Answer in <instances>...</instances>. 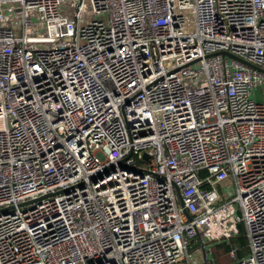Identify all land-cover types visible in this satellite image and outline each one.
I'll list each match as a JSON object with an SVG mask.
<instances>
[{"label": "built area", "instance_id": "2783aa9c", "mask_svg": "<svg viewBox=\"0 0 264 264\" xmlns=\"http://www.w3.org/2000/svg\"><path fill=\"white\" fill-rule=\"evenodd\" d=\"M256 88L264 0H0V264H264Z\"/></svg>", "mask_w": 264, "mask_h": 264}, {"label": "rangeland", "instance_id": "374dc122", "mask_svg": "<svg viewBox=\"0 0 264 264\" xmlns=\"http://www.w3.org/2000/svg\"><path fill=\"white\" fill-rule=\"evenodd\" d=\"M240 232L244 233L243 223L240 224ZM236 237L237 235L232 236L229 239H224L221 241H214L206 245L205 257L208 261V264H228L232 262L234 258L230 256L229 252L232 248L234 247L237 248L238 246L236 244H238L239 242ZM246 252H247V248H244V247L243 249L237 248V251L235 253V258H238L239 256L244 255Z\"/></svg>", "mask_w": 264, "mask_h": 264}, {"label": "trees", "instance_id": "16d2710c", "mask_svg": "<svg viewBox=\"0 0 264 264\" xmlns=\"http://www.w3.org/2000/svg\"><path fill=\"white\" fill-rule=\"evenodd\" d=\"M237 239H238V244H236V245H238L237 246V248L238 249H243V247L244 248H247V239H246V237L243 235V233H239V235H237V237H236ZM236 251H237V249H236ZM243 256V255H242ZM239 257H241V256H239Z\"/></svg>", "mask_w": 264, "mask_h": 264}, {"label": "crops", "instance_id": "0c3cea01", "mask_svg": "<svg viewBox=\"0 0 264 264\" xmlns=\"http://www.w3.org/2000/svg\"><path fill=\"white\" fill-rule=\"evenodd\" d=\"M254 99L258 102L264 103V94L260 91L259 88H256L254 91Z\"/></svg>", "mask_w": 264, "mask_h": 264}, {"label": "water", "instance_id": "95a60500", "mask_svg": "<svg viewBox=\"0 0 264 264\" xmlns=\"http://www.w3.org/2000/svg\"><path fill=\"white\" fill-rule=\"evenodd\" d=\"M223 53H225V54H229L228 52H226V51H223ZM229 55H231V54H229ZM231 56H234V55H231ZM250 64V63H249ZM252 65V64H251ZM252 66H254V65H252ZM143 156L144 157H147V155L146 154H143ZM22 204V203H21ZM186 212V211H185ZM187 213V212H186Z\"/></svg>", "mask_w": 264, "mask_h": 264}]
</instances>
